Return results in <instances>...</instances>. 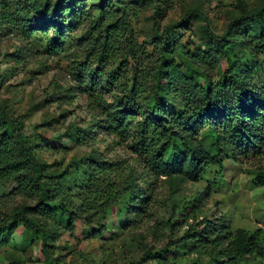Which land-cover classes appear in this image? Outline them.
Masks as SVG:
<instances>
[{"label":"clouds","instance_id":"obj_1","mask_svg":"<svg viewBox=\"0 0 264 264\" xmlns=\"http://www.w3.org/2000/svg\"><path fill=\"white\" fill-rule=\"evenodd\" d=\"M262 185L264 0H0V264H264Z\"/></svg>","mask_w":264,"mask_h":264},{"label":"rangeland","instance_id":"obj_2","mask_svg":"<svg viewBox=\"0 0 264 264\" xmlns=\"http://www.w3.org/2000/svg\"><path fill=\"white\" fill-rule=\"evenodd\" d=\"M34 72H35V75H34V77L31 78V83L25 85L23 88L24 93H25V99H27L29 94L35 89H39L41 91L48 89L50 81L52 80L53 76L55 75L54 71L51 70V62H49V70H42L40 68H37L34 70ZM248 163L249 162H246L245 164L241 165L242 173H241V176L239 178L240 180H244L243 171L248 170ZM174 182H175V178H174ZM194 183L195 182L184 181L178 185L176 195L174 196L175 203L177 204L178 207L182 206V199L183 200H191V199L195 198L193 195H190ZM261 193H264V187H258L254 194H261ZM211 196L213 198H216V199H222L223 198L222 194H217V193H212ZM260 206L264 207V202H261ZM235 208H236L235 219L240 220L241 205H240L239 200H237L235 202ZM200 211H198L197 214H199Z\"/></svg>","mask_w":264,"mask_h":264},{"label":"trees","instance_id":"obj_3","mask_svg":"<svg viewBox=\"0 0 264 264\" xmlns=\"http://www.w3.org/2000/svg\"><path fill=\"white\" fill-rule=\"evenodd\" d=\"M205 135H207V132H206V131H205ZM178 143H179V141H178ZM209 155H215L214 150H213V151H210V152H209ZM221 163H223V162H221ZM191 182H192V181H191ZM261 187H264V185H262ZM200 210H201L200 208H196V209H195L196 213H197L198 211H200ZM179 264H185V262L181 261V262H179Z\"/></svg>","mask_w":264,"mask_h":264}]
</instances>
